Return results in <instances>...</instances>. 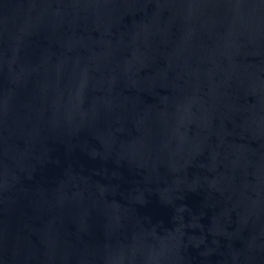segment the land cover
<instances>
[{
	"label": "water",
	"instance_id": "water-1",
	"mask_svg": "<svg viewBox=\"0 0 264 264\" xmlns=\"http://www.w3.org/2000/svg\"><path fill=\"white\" fill-rule=\"evenodd\" d=\"M0 264H264V0H0Z\"/></svg>",
	"mask_w": 264,
	"mask_h": 264
}]
</instances>
